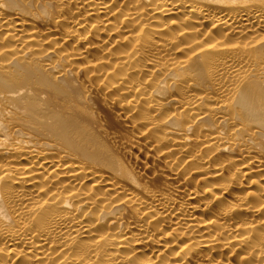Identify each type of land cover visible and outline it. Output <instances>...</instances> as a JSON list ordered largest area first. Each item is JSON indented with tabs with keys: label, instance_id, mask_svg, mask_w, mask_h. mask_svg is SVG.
Returning <instances> with one entry per match:
<instances>
[{
	"label": "bare ground",
	"instance_id": "6f19581e",
	"mask_svg": "<svg viewBox=\"0 0 264 264\" xmlns=\"http://www.w3.org/2000/svg\"><path fill=\"white\" fill-rule=\"evenodd\" d=\"M0 264H264V0H0Z\"/></svg>",
	"mask_w": 264,
	"mask_h": 264
}]
</instances>
